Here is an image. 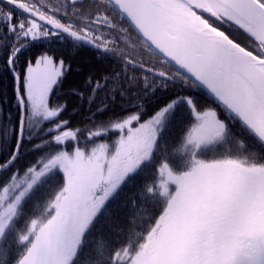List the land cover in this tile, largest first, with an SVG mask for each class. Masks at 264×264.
<instances>
[{
  "label": "snow or ice",
  "instance_id": "1",
  "mask_svg": "<svg viewBox=\"0 0 264 264\" xmlns=\"http://www.w3.org/2000/svg\"><path fill=\"white\" fill-rule=\"evenodd\" d=\"M86 46L121 68L72 128L56 96ZM0 74V264H264V0H0ZM150 167L139 223L93 250Z\"/></svg>",
  "mask_w": 264,
  "mask_h": 264
},
{
  "label": "trees",
  "instance_id": "2",
  "mask_svg": "<svg viewBox=\"0 0 264 264\" xmlns=\"http://www.w3.org/2000/svg\"><path fill=\"white\" fill-rule=\"evenodd\" d=\"M147 58V57H145ZM72 68L70 74L66 77L65 83L59 90L56 96L57 102L66 103L67 108L62 114V119L70 121L69 126L75 128L77 126H84L91 124L85 119L89 115L88 104L86 97L89 95V89L86 86V81L89 77L99 79L101 74L119 71L121 62L113 55L106 54L103 57L95 49L91 47H84L76 51L75 55L71 56ZM76 88L84 93L85 100L81 102L80 98L68 93L69 88ZM0 93L6 94L8 97L7 109H14L15 101L12 99V80L8 74H0ZM201 102H205V97L198 96ZM100 103V96H97L95 103L91 106L92 111L95 112L97 104ZM127 103L121 99L119 95L116 96L114 102L109 101L110 110L104 114H97L95 119L97 121H104L109 116L118 114L121 111V104ZM6 109V110H7ZM73 109L78 111L73 112ZM171 135H176L173 132ZM31 159V157H29ZM155 169H146L133 183H131L124 193L112 203L109 210L111 219L105 218L97 225L96 234L90 239V247L95 250L100 244L104 242L103 238H111L116 240L119 238L118 234L122 230H127L133 226L134 223H139L140 218L145 214L147 207L141 200L140 194L144 190L146 184H150ZM40 195L39 193L37 194ZM139 230V229H137ZM86 264H90L86 258Z\"/></svg>",
  "mask_w": 264,
  "mask_h": 264
}]
</instances>
